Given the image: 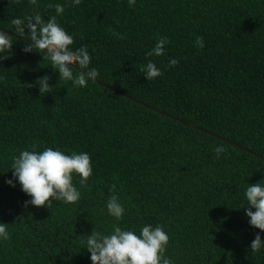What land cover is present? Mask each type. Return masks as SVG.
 Wrapping results in <instances>:
<instances>
[{
	"label": "trees",
	"instance_id": "obj_1",
	"mask_svg": "<svg viewBox=\"0 0 264 264\" xmlns=\"http://www.w3.org/2000/svg\"><path fill=\"white\" fill-rule=\"evenodd\" d=\"M56 3L65 0H40L43 19ZM31 11L27 0H0V30L15 34L3 28ZM58 20L75 47L88 46L97 79L140 102L96 80L73 88L40 53L21 51L26 37L16 40L0 61V222L11 232L0 264H91L80 241L111 230L113 184L126 208L120 226L164 225L176 264H264L248 247L260 230L236 208L245 182L264 183V160L249 152L264 157V0H83ZM162 36L175 68L145 56ZM147 60L163 77L146 80ZM45 74L54 88L41 96L35 80ZM32 144L89 153L93 175L78 204L25 207L30 197L5 183L11 157ZM218 144L226 155L217 160Z\"/></svg>",
	"mask_w": 264,
	"mask_h": 264
},
{
	"label": "clouds",
	"instance_id": "obj_2",
	"mask_svg": "<svg viewBox=\"0 0 264 264\" xmlns=\"http://www.w3.org/2000/svg\"><path fill=\"white\" fill-rule=\"evenodd\" d=\"M83 0H65L64 4L56 3L48 7L54 8V15L43 19L40 0H27L32 11L29 14L13 17L9 24L16 37L7 31L0 30V61L8 58L12 45L18 38H27L22 41L21 51L24 53L37 52L42 55V60H47L55 72L58 80L70 82L73 88L87 87L89 81H94L99 76L98 70L90 66L93 56L88 51V46H74V35L67 31L59 22L65 7L78 8ZM137 0H127V6L134 8ZM122 38L121 34L113 33ZM169 41L166 36L155 40L153 46L145 53L147 57L167 56L165 70L175 68L179 60L168 56L166 46ZM194 46L199 50L204 47V40L196 36ZM94 51V50H93ZM140 73L147 81L163 77L164 72L152 60L140 65ZM75 73V74H74ZM3 77H0L2 80ZM50 76L45 74L35 80L41 96L53 90L49 83ZM57 80V81H58ZM57 84V82H56ZM55 84V85H56ZM215 158L226 155L223 145L218 144L213 148ZM89 153L71 151L66 153L59 147H44L37 151V146L32 144L28 148L20 149L11 157L9 169L12 177L6 178L9 186L20 185L21 190L30 197L24 206H45L49 208L53 202L65 205H76L81 201V188L88 185V179L93 175ZM74 176H78L79 188L73 183ZM243 190V203L236 208H243L247 223L250 227L260 231L255 233L249 244L252 254L264 255V183H246ZM110 195L104 202L107 216L113 219L111 230L105 233L91 231L85 240L80 241L81 247L90 253L91 264H176V260L166 251L169 247L170 236L165 226L160 223L155 225L144 223L138 229L134 227H121L126 208L116 194V185L110 188ZM247 205V207H244ZM11 232L8 223L0 222V246L10 242ZM80 247V248H81Z\"/></svg>",
	"mask_w": 264,
	"mask_h": 264
},
{
	"label": "water",
	"instance_id": "obj_3",
	"mask_svg": "<svg viewBox=\"0 0 264 264\" xmlns=\"http://www.w3.org/2000/svg\"><path fill=\"white\" fill-rule=\"evenodd\" d=\"M9 33H10V32H9ZM10 34H11V33H10ZM12 34H13V33H12ZM13 35L17 36V34H13ZM96 81H97L98 83H100V84H102V85L108 87L109 89H112L113 91H115V92H117V93L123 95V96H126V97H128V98H130V99H132V100H134V101L140 102V101H138L137 99H135L134 97H131V96H129L128 94H126V93H124V92H122V91H120V90H118V89H116V88H113V87H111V86H109V85H107V84L101 82V81L98 80V79H96ZM150 108H153V107L150 106ZM155 110H156V109H155ZM160 112H162V111H160ZM162 113H163V112H162ZM184 123L188 124V123L185 122V121H184ZM189 124H190V123H189ZM191 125H192V124H191ZM192 126L195 127V128H198V129H200V130H202V131H205V132H207L208 134H210V135H212V136L218 137V138H220V139H222V140H224V141H226V142H228V143L234 144V145H236V146H238V147H240V148L245 149V150L248 151V149L242 147L241 145H239V144H237V143H234V142H232V141H229L228 139L223 138V137H221V136H219V135H217V134H215V133H212V132L206 131V130H204V129H202V128H199V127H197V126H194V125H192ZM249 152H251L252 154H254V155H256V156H258V157H260V158H262V159L264 160V157H263V156H261V155L255 153V152H252V151H249Z\"/></svg>",
	"mask_w": 264,
	"mask_h": 264
}]
</instances>
